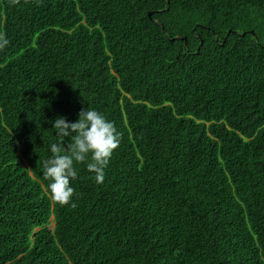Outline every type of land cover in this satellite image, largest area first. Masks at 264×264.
I'll use <instances>...</instances> for the list:
<instances>
[{
  "label": "trees",
  "instance_id": "1",
  "mask_svg": "<svg viewBox=\"0 0 264 264\" xmlns=\"http://www.w3.org/2000/svg\"><path fill=\"white\" fill-rule=\"evenodd\" d=\"M0 35V264H264V0H0ZM84 108L120 143L61 205Z\"/></svg>",
  "mask_w": 264,
  "mask_h": 264
},
{
  "label": "clouds",
  "instance_id": "2",
  "mask_svg": "<svg viewBox=\"0 0 264 264\" xmlns=\"http://www.w3.org/2000/svg\"><path fill=\"white\" fill-rule=\"evenodd\" d=\"M7 43L6 37L0 35V48ZM50 123L56 139L48 145L49 155L42 162L43 177L48 181L51 198L67 205L72 203L74 196L71 182L78 176L77 165L84 164L95 182L102 183L121 134L112 121L91 108H84L75 122L58 116ZM65 138L69 140L67 146Z\"/></svg>",
  "mask_w": 264,
  "mask_h": 264
}]
</instances>
